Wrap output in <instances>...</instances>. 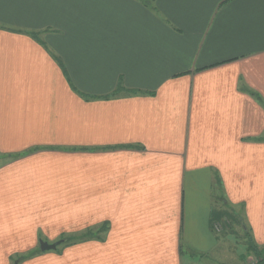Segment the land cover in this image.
<instances>
[{
	"label": "crops",
	"instance_id": "0c3cea01",
	"mask_svg": "<svg viewBox=\"0 0 264 264\" xmlns=\"http://www.w3.org/2000/svg\"><path fill=\"white\" fill-rule=\"evenodd\" d=\"M222 201L263 247L264 0H0V264H224Z\"/></svg>",
	"mask_w": 264,
	"mask_h": 264
},
{
	"label": "trees",
	"instance_id": "16d2710c",
	"mask_svg": "<svg viewBox=\"0 0 264 264\" xmlns=\"http://www.w3.org/2000/svg\"><path fill=\"white\" fill-rule=\"evenodd\" d=\"M33 38H37L35 36V34H32ZM252 96H255V99L258 102H262V99L257 95L252 93ZM219 183V182H217ZM220 203V208L219 210L214 209V218L215 220L219 221L217 223L213 224V230L214 231H220L222 227L224 228H230L234 223H237V218H234V211L231 208V206H229L225 201L219 202ZM239 217V216H238ZM244 230H245V236L247 237L248 243H250V248L252 249L253 253H254V258L256 260V264H264V246L263 247H259L257 246L251 239L249 233L247 232V228L244 225L243 226ZM107 230L106 225H103L99 231L105 232ZM97 232L94 231L93 229H89L86 230L82 235H78V236H63L59 239L60 244L64 243V244H69V243H75L77 241L80 240H87V239H92L93 237H95V234ZM37 252H42L40 249H38L35 252L30 253L29 255H27L26 257L32 256L34 254H36ZM23 258V257H21ZM20 258V259H21ZM19 259V258H18ZM17 259V260H18Z\"/></svg>",
	"mask_w": 264,
	"mask_h": 264
},
{
	"label": "rangeland",
	"instance_id": "374dc122",
	"mask_svg": "<svg viewBox=\"0 0 264 264\" xmlns=\"http://www.w3.org/2000/svg\"><path fill=\"white\" fill-rule=\"evenodd\" d=\"M241 205H234L231 208L234 211V218H237V223H234L229 229H225L227 233H230L228 239L224 241V246L226 247L229 245L231 249V244L234 246L232 252H228V247L225 248L224 258L217 259L218 262L224 264H256V260L254 258V253L250 248V243H248L247 237L241 228H236L241 223V218L238 216H242V212H240ZM236 224V225H235ZM222 229V228H221ZM239 230V232H237ZM85 231H81L80 235H82ZM78 236V234H69L67 236ZM59 241V240H58ZM230 242V243H229ZM62 246L64 243H61L59 246V251L62 250ZM213 264V262L211 263Z\"/></svg>",
	"mask_w": 264,
	"mask_h": 264
},
{
	"label": "water",
	"instance_id": "95a60500",
	"mask_svg": "<svg viewBox=\"0 0 264 264\" xmlns=\"http://www.w3.org/2000/svg\"><path fill=\"white\" fill-rule=\"evenodd\" d=\"M60 244L59 241L55 242V243H47V242H43V241H40L39 242V249L44 252V251H50V250H55L56 247Z\"/></svg>",
	"mask_w": 264,
	"mask_h": 264
}]
</instances>
